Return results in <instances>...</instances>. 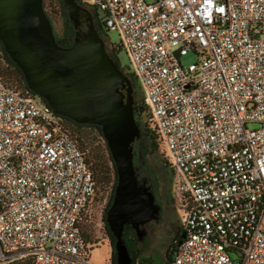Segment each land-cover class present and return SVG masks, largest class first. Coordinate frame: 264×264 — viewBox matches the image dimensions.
<instances>
[{
  "label": "built area",
  "instance_id": "built-area-1",
  "mask_svg": "<svg viewBox=\"0 0 264 264\" xmlns=\"http://www.w3.org/2000/svg\"><path fill=\"white\" fill-rule=\"evenodd\" d=\"M90 1L172 172L184 237L167 264H264V0ZM97 193L61 116L0 81V264H92Z\"/></svg>",
  "mask_w": 264,
  "mask_h": 264
},
{
  "label": "water",
  "instance_id": "water-1",
  "mask_svg": "<svg viewBox=\"0 0 264 264\" xmlns=\"http://www.w3.org/2000/svg\"><path fill=\"white\" fill-rule=\"evenodd\" d=\"M61 1L75 30L69 46L56 41L43 0H0V42L27 88L54 113L100 126L117 176L104 220L114 237L115 264H132L124 227L142 240L143 225L160 215L150 186L139 181L133 165V143L140 138L133 84L106 51L90 10L77 0ZM183 237L181 231L176 247Z\"/></svg>",
  "mask_w": 264,
  "mask_h": 264
},
{
  "label": "rangeland",
  "instance_id": "rangeland-1",
  "mask_svg": "<svg viewBox=\"0 0 264 264\" xmlns=\"http://www.w3.org/2000/svg\"><path fill=\"white\" fill-rule=\"evenodd\" d=\"M87 4H91L90 0H84ZM150 1V0H146ZM45 10L50 16L55 30L60 32L61 19L56 13V3L54 0H44ZM100 12L98 11V14ZM85 29V27H83ZM102 38L106 43L117 46L120 42L119 32L115 29H106L102 26ZM116 57L120 69L134 82V100L142 99V88L139 81L134 75V69L130 63L127 52L122 47L116 52ZM198 56L194 52H188L180 57L182 65L197 61ZM18 89H22L20 82L12 85ZM40 102V101H39ZM146 117V112L142 113L141 118ZM251 126V125H250ZM94 146L98 157L101 159V170L104 172V179L97 182L98 193L94 197L97 204L96 214H94V222L90 225V232L86 238L93 244L89 260L92 264H107L111 262V243L105 228L106 202L108 195L111 193L113 186L112 164L107 154V146L103 136L93 132ZM144 159L150 164L156 172L157 185L154 192L157 194L159 201L163 206L162 216L149 221L146 225L148 233L143 241L138 243V253L140 258H147L150 261L147 264H165L167 262V254L173 240L177 238V233L181 231V214L180 210L175 206L172 199L171 176L172 172L169 166H165L164 148L158 144L156 151H147ZM109 257V258H108Z\"/></svg>",
  "mask_w": 264,
  "mask_h": 264
},
{
  "label": "trees",
  "instance_id": "trees-1",
  "mask_svg": "<svg viewBox=\"0 0 264 264\" xmlns=\"http://www.w3.org/2000/svg\"><path fill=\"white\" fill-rule=\"evenodd\" d=\"M54 1L57 5L55 11L59 15V18L61 19L60 32H57L55 30V26H54L50 16L47 14V12L45 10L44 0H43V9L51 21L56 41L63 46H69L73 41V37L75 35V30L67 18L66 12L62 6V1L61 0H54ZM77 2L81 4V0H77ZM97 30L100 33V35L102 36V31H101L102 25L101 24H99L97 26ZM118 49H119V47L116 49H113L112 52H109L110 56L117 63H118V61H117V57H116V52ZM129 78L131 79V77H129ZM0 81L2 83H4L6 86L20 90L16 87L12 86L14 83H18V81H19L20 85L22 87V89L20 91L28 92L31 95H35L33 92H31L27 88L19 68L10 60V58L8 57L6 52L4 51V48L1 44V42H0ZM131 81H132L133 87L135 88V85H134V82L132 79H131ZM38 101H40V103H44V101L42 99H40ZM133 109H134V116H135L136 122L138 123V125L140 127V138H139V140L141 141V145L139 146V148H140V152H141L140 155H141V158L143 161V164H141L140 167L138 168L137 177H138L139 181L145 182L148 186H150L152 192L154 193V189L156 188V185H157L156 172L153 169V167L147 163V161L144 159V156H145L147 151H151V150L156 151L158 149V144L161 145V143L158 139V136H157L155 130L150 127L149 117H148V114L146 112L147 107L143 103L142 99H140L139 101H134ZM144 111L146 112V117L143 119L141 117H142V113ZM61 118H62V122H63L65 130L72 136V138L76 142L78 148L83 152L84 157H85V162L88 164V166L92 172V175H93V178H94V181L96 184V188L98 190L97 182L99 180L104 179V172L101 170V159L98 157V155L96 153V149L94 146V138H93L92 134H93V132H95L96 134H99L102 136L100 126L95 125V124H79V123L73 122L72 120H70L68 118H65L62 116H61ZM107 154H108V157H109L111 164H112L113 186L111 189L109 200L106 204V208H108V206L111 203L115 184H116V179H117L116 169H115L114 163L111 159L108 148H107ZM164 164H165V166H168V163L166 160L164 161ZM104 217L105 216H103V219H104ZM105 228H106L110 243L112 245L114 242V237L112 236L111 232L108 230L106 223H105ZM176 236L178 237V233ZM123 239L125 241V244L128 247L129 254L132 258V263H134V261L138 260L140 262V264H147L150 261V259L139 257V253H138L139 249L137 246V244H138L137 243V237H136V234H135V231L133 228H131L127 225L124 227ZM175 247H176V239H174L172 244L170 245L169 255L167 254V262L165 264H167L170 261L171 256L175 250ZM110 258H111L112 264H115V259H114L115 256H114L113 249H111ZM10 264H30V259L26 258L22 261H15V262L10 263Z\"/></svg>",
  "mask_w": 264,
  "mask_h": 264
},
{
  "label": "flooded vegetation",
  "instance_id": "flooded-vegetation-1",
  "mask_svg": "<svg viewBox=\"0 0 264 264\" xmlns=\"http://www.w3.org/2000/svg\"><path fill=\"white\" fill-rule=\"evenodd\" d=\"M83 2H84V1L81 0V4H83ZM86 8H87V7H86ZM88 9H89V8H88ZM89 10H90V12H91V14H92V17H93L94 26L97 28V26L99 25V23H98L97 18H96V13H95V11L92 10V9H89ZM83 27L86 28L85 22H83ZM131 82H132V81H131ZM132 94H133V98H134V87H133ZM34 97H35L36 99H38V97H37L36 95H34ZM38 100H39V99H38ZM134 101H135V100H134ZM140 145H141V141H140L139 139H137V140L133 143V165H134V168H135L136 175H137L138 168L140 167L141 164H143V161H142V158H141V155H140V153H141V152H140V148H139ZM153 194H154V196H155V201H156V203H158L159 206H160V216H162V213H163V206H162L161 202L159 201L157 194H156L155 192H154ZM109 197H110V194H109L108 197H107L106 204H107V202H108V200H109ZM146 225H147V223H145V224L143 225V228H144V236H143V239H142V240H137V243H139L140 241H143V240L146 238V235H147V233H148V229L146 230ZM127 226H129V225H127ZM129 227H130V226H129ZM131 228H132V227H131ZM180 233H181V231L178 233V237L176 238V240L179 239V235H180ZM137 246H138V244H137Z\"/></svg>",
  "mask_w": 264,
  "mask_h": 264
},
{
  "label": "crops",
  "instance_id": "crops-1",
  "mask_svg": "<svg viewBox=\"0 0 264 264\" xmlns=\"http://www.w3.org/2000/svg\"><path fill=\"white\" fill-rule=\"evenodd\" d=\"M109 258V257H108Z\"/></svg>",
  "mask_w": 264,
  "mask_h": 264
}]
</instances>
